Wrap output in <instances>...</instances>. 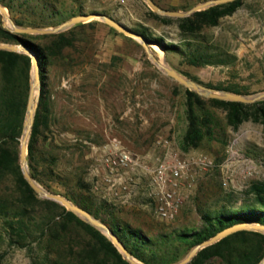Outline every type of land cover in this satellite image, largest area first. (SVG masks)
Masks as SVG:
<instances>
[{
	"label": "rangeland",
	"instance_id": "374dc122",
	"mask_svg": "<svg viewBox=\"0 0 264 264\" xmlns=\"http://www.w3.org/2000/svg\"><path fill=\"white\" fill-rule=\"evenodd\" d=\"M48 1L66 15L63 21L79 8L83 12H104L133 29L178 44L179 52L164 51L155 42L152 50L182 74L197 77L204 84L235 85L246 94L264 90V0H242L233 14L222 17L218 25L204 28L199 39L182 35L176 20L164 23L153 17L145 0ZM155 1L169 9L188 10L206 0ZM67 30L73 44L62 56L52 58L45 71L48 111L38 138L40 184L64 195L88 196L94 207L106 206L101 210L102 217L129 222L154 237L173 230L199 229L204 224L200 210L238 207L249 198L246 192L251 183L264 180V165L252 178L238 175L235 187L223 184L219 166L192 164V173L179 187L184 200L182 213L174 220L156 214L144 194L146 180L138 179L137 174L131 176L119 195L110 191L102 176L92 171L95 159L89 142L100 145L109 136H118L139 155L151 151L155 156L169 146L190 159L203 153L220 164L226 158L227 143L238 136L244 151L264 161V124L247 120L232 129L226 123L225 112L213 109L219 124L215 137L206 140L203 148L184 151L180 144L187 126V87L166 74L138 39L101 19L78 23ZM199 40L237 59L229 64H192L187 52ZM158 138L168 140L166 146L164 142L159 144ZM0 196L7 201L15 197L11 186L5 184L0 186ZM44 253L38 242L19 246L7 238L0 241V264H35Z\"/></svg>",
	"mask_w": 264,
	"mask_h": 264
},
{
	"label": "trees",
	"instance_id": "16d2710c",
	"mask_svg": "<svg viewBox=\"0 0 264 264\" xmlns=\"http://www.w3.org/2000/svg\"><path fill=\"white\" fill-rule=\"evenodd\" d=\"M21 26L48 27L63 21L66 15L48 0H0ZM242 0L211 6L186 17H169L152 9L150 14L163 21H177L180 33L199 39L204 28L220 23L222 17L233 14ZM79 8L70 16L81 14ZM150 41L161 45L165 51L179 52L178 44L165 42L162 37H153L144 30ZM69 30L53 34L15 33L3 24L0 13V40L22 43L38 55L42 92L39 107L28 146V161L32 175L40 182L38 138L43 123L47 122L45 101V71L54 57L62 56L73 44ZM39 40H42L39 41ZM193 45L192 41L189 42ZM204 43H195L188 49L192 64H229L237 56L216 50ZM32 58L25 53L0 49V186H11L15 195L12 201L0 196V241L9 240L19 246L38 242L45 253L35 264H131L113 242L93 225L87 223L61 203L41 197L23 175L20 164V138L26 115L30 91ZM193 79L200 81L197 77ZM203 83V82H202ZM209 86L237 93H246L239 86ZM186 93L187 126L181 139L184 151L203 148L206 140L216 135L217 126L213 109L225 112L226 123L237 129L247 120L264 124V100L253 103L207 98L189 88ZM45 117V118H44ZM223 144L225 140H223ZM79 185L86 187L83 181ZM248 199L238 207L222 206L214 212L200 210L204 224L199 229L173 230L170 233L150 236L142 228L112 217L101 216L104 204L94 207L87 196L68 193L71 200L108 222L126 247L146 264H171L182 259L196 244L210 238L220 230L242 222L264 224V180H255L246 192ZM264 257V233L255 230H240L218 242L201 249L188 264H259Z\"/></svg>",
	"mask_w": 264,
	"mask_h": 264
},
{
	"label": "water",
	"instance_id": "95a60500",
	"mask_svg": "<svg viewBox=\"0 0 264 264\" xmlns=\"http://www.w3.org/2000/svg\"><path fill=\"white\" fill-rule=\"evenodd\" d=\"M234 0H206L200 2L188 10H178V9H169L161 6L155 0H145V2L151 7V9L161 15L169 16V17H186L193 14L196 11L207 9L211 6L231 2ZM0 13L3 17V24L6 28L15 33H26V34H53L64 32L72 26L90 21L91 19L98 18L103 20L105 23L115 28L116 30L128 35L135 37L138 39L141 44L146 49L148 56L169 76L175 78L177 81L185 85L187 88L196 91L200 95L207 98H219L223 100L230 101H239L245 103H253L260 100H264V90L255 92V93H237L226 89H219L202 82H199L193 78H190L177 69L172 67L165 59H160L154 51L152 50V45L154 42L150 41L144 34L136 31L135 29L129 27L124 22L116 19L115 17L104 13V12H84L81 14H77L72 16L71 18L63 21L62 23L56 26L50 27H34V26H21L19 25L14 18L11 16L8 8L0 2ZM157 44V43H156ZM159 45V44H157ZM163 50L164 48L159 45ZM0 49L17 51L21 53L28 54L32 58V72H31V83H30V91L28 96V103L26 109V115L23 125V131L20 138V164L22 168V172L26 180L32 186V188L41 196L49 199H53L62 205H64L68 210L73 211L80 218H82L87 223L93 225L113 242V244L118 248V250L123 254V257L128 260L131 264H146L139 260L132 252L126 247V245L122 242L119 236L113 231L110 224L103 219L95 216L89 210L77 204L73 200H71L68 196L56 193L45 188L38 180L32 175L29 167L28 161V146L30 137L32 134L35 117L37 113V109L40 102V96L42 92V77H41V69L40 63L37 53L30 47L15 42H4L0 40ZM165 51V50H164ZM240 230H255L264 233V224L255 223V222H242L237 223L231 226H228L210 238L196 244L186 256H184L179 261L172 264H188L193 258L198 254V252L216 242L221 240L222 238L240 231ZM259 264H264V257L260 261Z\"/></svg>",
	"mask_w": 264,
	"mask_h": 264
},
{
	"label": "built area",
	"instance_id": "2783aa9c",
	"mask_svg": "<svg viewBox=\"0 0 264 264\" xmlns=\"http://www.w3.org/2000/svg\"><path fill=\"white\" fill-rule=\"evenodd\" d=\"M157 141L159 144L164 142L165 146V142H168L162 138ZM89 143L95 159L92 171L102 176L107 188L119 195L127 188L131 176L137 174L138 179L146 180L144 194L150 199L156 214L164 220H174L182 213L184 200L179 187L192 173V164L198 163L205 168L219 166L223 172V184L235 187L238 175L245 179L252 178L264 165L263 160L250 156L240 147L238 136L227 143L226 158L220 164L203 153L190 159L169 146L155 156L139 155L128 149L118 136H109L100 145Z\"/></svg>",
	"mask_w": 264,
	"mask_h": 264
},
{
	"label": "crops",
	"instance_id": "0c3cea01",
	"mask_svg": "<svg viewBox=\"0 0 264 264\" xmlns=\"http://www.w3.org/2000/svg\"><path fill=\"white\" fill-rule=\"evenodd\" d=\"M166 8V7H165ZM130 76H133V75H130ZM147 121H148V119H147ZM147 155H154V153H152L151 151H149L148 153H147Z\"/></svg>",
	"mask_w": 264,
	"mask_h": 264
},
{
	"label": "bare ground",
	"instance_id": "6f19581e",
	"mask_svg": "<svg viewBox=\"0 0 264 264\" xmlns=\"http://www.w3.org/2000/svg\"><path fill=\"white\" fill-rule=\"evenodd\" d=\"M161 48V47H160Z\"/></svg>",
	"mask_w": 264,
	"mask_h": 264
}]
</instances>
